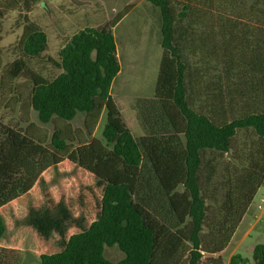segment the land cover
<instances>
[{
  "label": "trees",
  "instance_id": "trees-1",
  "mask_svg": "<svg viewBox=\"0 0 264 264\" xmlns=\"http://www.w3.org/2000/svg\"><path fill=\"white\" fill-rule=\"evenodd\" d=\"M148 1L161 39L139 107L110 93L121 69L111 29L126 12L74 31L56 59L19 14L7 74L29 91L14 101L53 127L47 138L0 119V264H26L28 245L38 264H264V237L250 258L222 257L264 181V0ZM104 245L123 257L108 260Z\"/></svg>",
  "mask_w": 264,
  "mask_h": 264
},
{
  "label": "rangeland",
  "instance_id": "rangeland-1",
  "mask_svg": "<svg viewBox=\"0 0 264 264\" xmlns=\"http://www.w3.org/2000/svg\"><path fill=\"white\" fill-rule=\"evenodd\" d=\"M0 4L6 11L0 19V119L4 123L18 128L32 123L43 129L47 138L53 127L51 123H41L30 107L23 102L20 105L21 100L14 101L16 94H22L25 98L24 94L29 91V84L25 79L19 77L11 80L7 74L10 63L17 56L15 44L23 24L19 14H26L28 19L45 30L47 44L42 56L44 59H56L58 50L74 31L85 26H101L120 12H126L111 29L121 69L111 84L110 93L123 108L133 105L139 107L152 97L154 79L147 75L151 64L149 53L159 47L161 35L159 11L148 0H0ZM45 71L48 74L57 72L49 62ZM83 119V113L79 112L70 121V125L81 129ZM102 122L103 117L94 131L95 135H99ZM69 175L67 167L50 169L45 173V187L54 186L61 178ZM263 197L264 181L222 253L225 263L232 251L250 258L252 246L262 241L264 205L258 210L256 204ZM33 248L28 245L24 249L26 256L24 252L19 263L38 264ZM103 255L110 261L123 257L122 251L116 245H104Z\"/></svg>",
  "mask_w": 264,
  "mask_h": 264
},
{
  "label": "built area",
  "instance_id": "built-area-1",
  "mask_svg": "<svg viewBox=\"0 0 264 264\" xmlns=\"http://www.w3.org/2000/svg\"><path fill=\"white\" fill-rule=\"evenodd\" d=\"M264 205V197L260 199V203L256 204V209L260 210L263 208Z\"/></svg>",
  "mask_w": 264,
  "mask_h": 264
},
{
  "label": "crops",
  "instance_id": "crops-1",
  "mask_svg": "<svg viewBox=\"0 0 264 264\" xmlns=\"http://www.w3.org/2000/svg\"><path fill=\"white\" fill-rule=\"evenodd\" d=\"M235 252H236V251H232V252L229 254L228 258L230 257L231 254H233V253H235ZM227 260H228V259H227Z\"/></svg>",
  "mask_w": 264,
  "mask_h": 264
}]
</instances>
